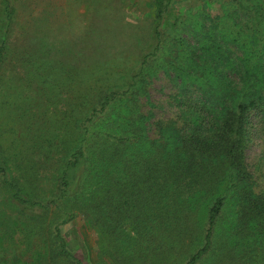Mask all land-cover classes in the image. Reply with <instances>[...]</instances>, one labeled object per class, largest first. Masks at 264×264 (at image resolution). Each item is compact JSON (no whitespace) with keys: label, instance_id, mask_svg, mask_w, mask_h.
Returning a JSON list of instances; mask_svg holds the SVG:
<instances>
[{"label":"rangeland","instance_id":"1","mask_svg":"<svg viewBox=\"0 0 264 264\" xmlns=\"http://www.w3.org/2000/svg\"><path fill=\"white\" fill-rule=\"evenodd\" d=\"M5 1L0 0V145L23 192L47 209L21 208L0 186V264H71L52 254L56 244L48 232L56 225L83 264H185L203 243L213 196L201 200L189 218L195 225L185 234L153 229L147 236L137 227L142 216L141 209L134 213L133 197L124 211H84L72 196L58 195L59 177L80 145V125L92 107L107 90L126 88L135 72L133 119L148 139L160 138L166 124L187 131L201 114L208 121L204 127L216 122L206 112L212 107L204 94L210 81L219 96L242 87L246 60L264 56V0H171L158 27L159 50L143 66L142 56L156 43L153 0H7L14 9L11 21ZM121 108L126 107L117 102L95 116L90 131L114 132L129 117L116 113ZM261 116L252 112L241 145V166L255 194H264ZM94 172L88 159L68 170L77 196ZM237 201H228L218 232L234 218ZM221 240L198 264H264L263 236L244 253L224 249Z\"/></svg>","mask_w":264,"mask_h":264},{"label":"trees","instance_id":"2","mask_svg":"<svg viewBox=\"0 0 264 264\" xmlns=\"http://www.w3.org/2000/svg\"><path fill=\"white\" fill-rule=\"evenodd\" d=\"M153 1L156 43L152 52L142 56V66L159 50L162 33L158 27L171 0ZM5 11L7 20L11 21L14 9L7 0ZM2 51L3 44L0 46V61ZM249 58L246 60L248 69L242 75V79H246L242 87L232 88L219 96L210 81L204 98L212 109H206V112L211 117L216 115L218 122L204 127L208 121L205 120V114H201V119H195L187 131L176 129L170 124L164 125L160 128L158 139H148L142 125L133 119L138 111L133 105L136 90H139L138 72L131 76L126 88L107 90L80 125L83 137L59 177L58 195L62 198L72 196L84 211L93 212L101 207L107 215L116 209L124 211L123 207L133 197L135 212L131 213L136 214L141 209L142 219L137 227L142 233L147 232V236L153 235V229L166 231L177 228L179 233L185 234L195 225V221L189 218L196 215L201 200L213 196L206 211L203 243L185 264H198L221 239L224 249L238 253H244L252 242L258 245L261 240L258 241L257 237L263 236L264 241V194L253 193L241 166V145L246 123L250 122L248 119L254 111L264 118V56L256 53ZM251 79L257 80V84L252 83ZM117 102L126 107L116 111L119 115L128 112L126 121L116 123L114 132H91L89 124L95 116L107 113ZM110 148L113 150L108 152ZM84 159L90 160L95 172L83 179V188L78 186L77 196L78 184L70 188L68 170L77 167ZM137 185L140 186L137 188ZM0 186L10 192L21 208L47 209L44 202L23 192L9 171L1 145ZM130 186L136 189L129 191ZM82 194L81 203L79 196ZM236 199L234 218L223 232H218V220L227 208L228 201L234 202ZM258 222L262 224V230ZM146 227L147 231L143 230ZM48 233L54 234L53 244H56V248L52 254L55 258L71 264H83L68 250L61 227L56 225ZM140 237L143 236L138 234L137 242ZM131 244L130 241L126 246L130 247ZM128 250L123 248L124 253Z\"/></svg>","mask_w":264,"mask_h":264}]
</instances>
